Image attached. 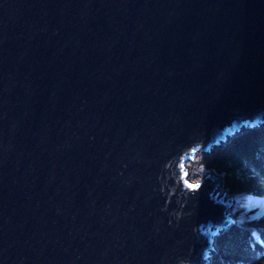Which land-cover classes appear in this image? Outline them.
Returning a JSON list of instances; mask_svg holds the SVG:
<instances>
[{"label": "water", "instance_id": "95a60500", "mask_svg": "<svg viewBox=\"0 0 264 264\" xmlns=\"http://www.w3.org/2000/svg\"><path fill=\"white\" fill-rule=\"evenodd\" d=\"M263 124L264 0H0V264H210Z\"/></svg>", "mask_w": 264, "mask_h": 264}, {"label": "trees", "instance_id": "16d2710c", "mask_svg": "<svg viewBox=\"0 0 264 264\" xmlns=\"http://www.w3.org/2000/svg\"><path fill=\"white\" fill-rule=\"evenodd\" d=\"M245 132L231 137L223 146L215 147L203 156L202 163L204 167L224 174V186L229 193L264 197V127L255 126ZM215 245L218 255L212 264H230L216 259L224 253L229 255L232 263L264 264V213L221 232Z\"/></svg>", "mask_w": 264, "mask_h": 264}, {"label": "rangeland", "instance_id": "374dc122", "mask_svg": "<svg viewBox=\"0 0 264 264\" xmlns=\"http://www.w3.org/2000/svg\"><path fill=\"white\" fill-rule=\"evenodd\" d=\"M260 127H264L263 125H259ZM248 129V128H247ZM245 129V127H243L241 130L234 132V134H231L226 141H221L220 144L216 145L215 147L218 146H223L225 143H227V141L230 140L231 137L236 136L239 133H246L245 131L247 130ZM214 147V149H215ZM213 149V150H214ZM210 152H204V151H198L196 153V155L193 157V159L190 161L191 163V167H190V172H189V178L192 181H198L201 178H203L206 174H213V175H221V183L217 184V189L219 190L218 193L220 195H222V193L224 192V190L226 189L225 194L223 195V198H227L230 194L233 193H229L227 188L224 186V174L223 173H219L216 170H213L211 168H206L203 166L202 163V159L204 155H208ZM189 161V160H188ZM192 171V172H191ZM240 198L238 199V197L236 195H232L234 200L231 202V204L229 205L228 209L226 210L229 211V216L234 218V221L236 223H233L231 225H229L227 228H225L223 230L222 228V232L227 231L231 226H239L241 225V223H244L246 220H248L249 214L253 213L251 216L256 218L257 216H261L264 213V201L259 200L257 203H252V204H248L245 203L244 201L246 200V197H249L252 195L253 196H258V195H254V194H250V193H236ZM262 198H264L263 196H261ZM248 202V201H247ZM245 206V208H244ZM249 213V214H248ZM247 216V217H246ZM243 225V224H242ZM220 230V229H219ZM221 231V230H220ZM255 232V231H254ZM216 239L218 236H215ZM256 238V237H255ZM216 239L214 241V244L216 242ZM216 245H215V254H213L210 258V264H212V260L213 258L218 255L217 250H216ZM220 254V253H219ZM216 259L218 260H222V262H230V264H237V263H232V259H230L229 255L227 254H220L219 256L216 257Z\"/></svg>", "mask_w": 264, "mask_h": 264}, {"label": "bare ground", "instance_id": "6f19581e", "mask_svg": "<svg viewBox=\"0 0 264 264\" xmlns=\"http://www.w3.org/2000/svg\"><path fill=\"white\" fill-rule=\"evenodd\" d=\"M214 149V148H213ZM212 149V150H213ZM211 151V150H210ZM209 151V152H210ZM191 161L189 160V161H187L186 162V167H187V170H188V174H189V172H190V167H191ZM192 168V167H191ZM192 172V171H191ZM218 195H219V193H218ZM225 199V198H224ZM246 200L248 201H244L245 203H248V204H252V203H257L259 200H262V201H264V198H262L261 196H253L252 197V195L251 196H249V197H246ZM231 204V203H230ZM229 204V205H230ZM229 205H228V207H229ZM244 208H245V206H244ZM228 209V208H227ZM246 209V208H245ZM228 212V215H229V211H227ZM226 228H227V226H226ZM225 228H223V230H224ZM221 230V231H220ZM219 231H218V234H216L215 236H219L220 234H221V232L223 231L222 229H220ZM215 239H216V237H215Z\"/></svg>", "mask_w": 264, "mask_h": 264}, {"label": "snow or ice", "instance_id": "6c2138e0", "mask_svg": "<svg viewBox=\"0 0 264 264\" xmlns=\"http://www.w3.org/2000/svg\"><path fill=\"white\" fill-rule=\"evenodd\" d=\"M193 151H195V149H193ZM184 183H185L186 187H188L189 189H192V190H196L200 187L199 183L191 184V183H188L187 180H185Z\"/></svg>", "mask_w": 264, "mask_h": 264}, {"label": "clouds", "instance_id": "9594fccd", "mask_svg": "<svg viewBox=\"0 0 264 264\" xmlns=\"http://www.w3.org/2000/svg\"><path fill=\"white\" fill-rule=\"evenodd\" d=\"M253 213H251V214H249V219L248 220H250V219H256V218H254V217H252L251 215H252ZM247 217V216H246ZM258 217V216H257ZM259 218V217H258Z\"/></svg>", "mask_w": 264, "mask_h": 264}]
</instances>
